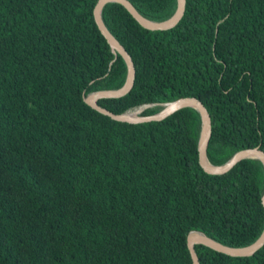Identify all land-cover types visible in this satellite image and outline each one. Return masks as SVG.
Masks as SVG:
<instances>
[{
  "label": "trees",
  "instance_id": "trees-1",
  "mask_svg": "<svg viewBox=\"0 0 264 264\" xmlns=\"http://www.w3.org/2000/svg\"><path fill=\"white\" fill-rule=\"evenodd\" d=\"M130 1L153 20L176 8V0ZM95 3L0 0V264H192L191 230L233 247L256 241L262 163L206 176L195 110L129 124L83 102L120 89L128 74L95 24ZM101 15L136 80L100 107L123 114L194 97L212 117L211 163L264 151V0H186L165 31L144 28L117 2ZM195 250L199 264H264V246L249 258Z\"/></svg>",
  "mask_w": 264,
  "mask_h": 264
},
{
  "label": "water",
  "instance_id": "water-1",
  "mask_svg": "<svg viewBox=\"0 0 264 264\" xmlns=\"http://www.w3.org/2000/svg\"><path fill=\"white\" fill-rule=\"evenodd\" d=\"M117 2L122 4L131 15L142 25L144 28L151 31H165L173 28L178 24L185 12L186 0H176V8L174 13L163 20H153L144 16L130 0H96L93 7V17L96 26L100 30L101 34L105 37L108 44L111 45L113 53L116 55L121 54L122 58L126 62L128 74L125 84L116 90H100L92 91L83 95V102L97 113L111 118L117 122L129 123V124H143L151 122H161L168 117L183 109H193L200 117V131L197 142L198 152V164L202 173L206 176L217 177L228 173L234 169L239 163L243 161H258L264 166V151L260 146L255 148H249L237 153L221 165H214L211 163L208 157L209 147L212 138V117L208 109L204 106L202 101L194 97L180 98L173 102L163 104H147L138 108L139 114L136 116L130 115V112L123 114H115L108 111L98 105L99 100L104 99H120L127 96L133 89L136 80V66L135 63L125 48V46L113 35V33L107 29L102 20V9L107 3ZM113 63L111 64V66ZM160 107V110L152 115L143 116V113L147 109L153 107ZM264 204V194L262 196ZM186 244L189 250L192 264H199V260L196 254L195 247L197 245H203L235 258H249L254 256L264 246V230L260 237L253 243L243 247H233L225 245L221 242L214 240L212 237L198 230H191L186 236Z\"/></svg>",
  "mask_w": 264,
  "mask_h": 264
},
{
  "label": "bare ground",
  "instance_id": "bare-ground-1",
  "mask_svg": "<svg viewBox=\"0 0 264 264\" xmlns=\"http://www.w3.org/2000/svg\"><path fill=\"white\" fill-rule=\"evenodd\" d=\"M157 107V106H156ZM139 109H136V110H134V111H131L130 112V115H133V116H136V115H138L139 114Z\"/></svg>",
  "mask_w": 264,
  "mask_h": 264
}]
</instances>
